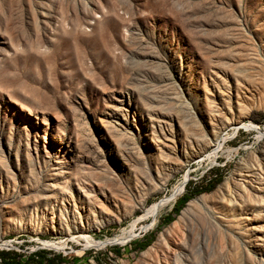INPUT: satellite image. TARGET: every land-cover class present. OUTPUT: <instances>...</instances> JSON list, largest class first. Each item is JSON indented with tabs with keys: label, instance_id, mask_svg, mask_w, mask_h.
Masks as SVG:
<instances>
[{
	"label": "rangeland",
	"instance_id": "obj_1",
	"mask_svg": "<svg viewBox=\"0 0 264 264\" xmlns=\"http://www.w3.org/2000/svg\"><path fill=\"white\" fill-rule=\"evenodd\" d=\"M263 156L264 0H0V251L264 264Z\"/></svg>",
	"mask_w": 264,
	"mask_h": 264
},
{
	"label": "bare ground",
	"instance_id": "obj_2",
	"mask_svg": "<svg viewBox=\"0 0 264 264\" xmlns=\"http://www.w3.org/2000/svg\"><path fill=\"white\" fill-rule=\"evenodd\" d=\"M212 148L216 147V144L211 146ZM210 147V148H211ZM216 149V148H215ZM215 151V150H214ZM261 151V150H260ZM213 157V156H212ZM264 157V156H263ZM258 184L260 185L261 188H264L263 186V179H261L257 174H255L254 172H251L250 175H248L247 177H245L244 182L242 183V185L245 186L246 190H252L255 193H262L263 189H259L257 187L254 186V184ZM244 189V187H242ZM244 191V190H243ZM242 189L236 188L235 190V197L233 198V200H231V204H233V206H235V210H237L236 212H240L244 209H246L248 207V204H250L252 202L251 198L253 197L254 193H246V191L243 192ZM179 191L174 192V194L168 198L165 199L163 201H161L160 203H158V205L154 208L153 210V214L160 212L163 208H165L168 204L172 203L173 201H175L176 197L178 196ZM180 195V194H179ZM151 214V213H150ZM240 215V213H238ZM253 220H258L260 219L259 214H254L252 216ZM250 220V219H248ZM164 239V236L161 237L160 242L158 243V245L160 243H162ZM180 255V254H179ZM181 257V256H180ZM174 258V257H173Z\"/></svg>",
	"mask_w": 264,
	"mask_h": 264
},
{
	"label": "trees",
	"instance_id": "obj_3",
	"mask_svg": "<svg viewBox=\"0 0 264 264\" xmlns=\"http://www.w3.org/2000/svg\"><path fill=\"white\" fill-rule=\"evenodd\" d=\"M218 180H212V184ZM200 191L189 193L183 198V203H185L191 196L200 194ZM25 261L21 262V256L10 251H0V264H72L73 260L69 261L61 253H52L45 250L36 251L30 255L25 256ZM72 262V263H71ZM74 264V263H73Z\"/></svg>",
	"mask_w": 264,
	"mask_h": 264
}]
</instances>
